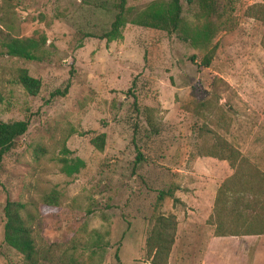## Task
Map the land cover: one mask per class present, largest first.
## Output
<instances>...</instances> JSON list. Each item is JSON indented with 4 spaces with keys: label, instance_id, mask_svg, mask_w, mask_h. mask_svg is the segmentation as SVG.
Here are the masks:
<instances>
[{
    "label": "rangeland",
    "instance_id": "obj_1",
    "mask_svg": "<svg viewBox=\"0 0 264 264\" xmlns=\"http://www.w3.org/2000/svg\"><path fill=\"white\" fill-rule=\"evenodd\" d=\"M150 1L126 0L121 37L105 40L116 0H0V29L42 34L46 50L41 60L0 50V120L28 119L0 163V264H22L2 239L6 199L34 213L45 256L38 264H149L145 237L154 217L168 213L190 228L175 226L166 264L250 263V250L227 252L236 238L209 247L206 224L247 219L252 199L242 185L264 178V17L255 16L264 0H217L230 20L212 38L208 66L200 62L202 47L177 32L130 23ZM180 3L186 21L195 22V6ZM17 68L39 79L35 95L16 81ZM67 80V92L51 96ZM100 134L101 150L93 144ZM219 141L239 153L226 183L236 192L219 193L202 221L187 171ZM159 190L192 198L157 199Z\"/></svg>",
    "mask_w": 264,
    "mask_h": 264
},
{
    "label": "trees",
    "instance_id": "obj_2",
    "mask_svg": "<svg viewBox=\"0 0 264 264\" xmlns=\"http://www.w3.org/2000/svg\"><path fill=\"white\" fill-rule=\"evenodd\" d=\"M185 1L195 6V22L193 23L186 21L185 17L182 15L180 0H151L144 8L130 17V23L137 26L164 30L166 32H177L181 40L202 47L203 54L200 62L203 66H208L216 48V44L212 42V38L217 31L227 29L228 26L226 22H229L230 17L228 15H223V9L219 10L217 0ZM8 2L9 0H3V5ZM125 4L126 0H116V12L108 30L100 35L101 38L113 40L121 37V28L126 21ZM255 12L258 13L255 16L263 19L264 9L260 7L256 9ZM4 24L5 23L0 18V26L2 27ZM44 42L45 37L42 34L38 36H14L0 29V50L3 54L8 56L19 57L25 60H41L44 58L46 51L43 48ZM14 76L16 81L29 94L35 95L38 92L40 87L39 79L30 76L25 68H17ZM68 86L69 80L66 81L61 89L56 88L51 92V96L64 95L67 92ZM137 110L139 109L137 108ZM144 111L145 122L147 126L151 128L150 108L144 107ZM27 126V118L10 121L0 120V163L3 154L12 147L14 139L25 132ZM93 144L97 149L101 150L103 145V134L94 137ZM216 147V151L209 149L202 155L226 159L229 166L234 168L239 153L226 141L217 142ZM139 159L140 157L138 155L135 157L134 162H137ZM73 166L75 169L76 165ZM70 167V165H64L67 172L70 171ZM253 171H255V169ZM259 175L261 174L254 176ZM259 177L260 180H258L257 177L256 183L252 185H250L249 182H245L242 185V188L250 186L246 190H248L251 196L252 203L245 204V208L250 209L251 219L244 225L228 224L227 221L215 219L213 235H245L264 232V178H261V176ZM231 178H229V180ZM229 180L219 185L215 196V203L218 202V194L220 192L222 193V190H228L230 194L236 192L226 186ZM165 195L170 196L172 201H178L177 197L163 190L158 191L157 199H162ZM43 202L46 204L57 203L52 198H44ZM2 211L4 215L2 230L3 242L21 255L22 264H38L45 256L35 240L34 228L36 218L34 213L28 211L23 202L9 199L5 200ZM175 226L176 218L173 213H168L166 215L157 214L154 217L152 226L144 240L145 255L146 258L149 259V264H166L174 240ZM239 227L240 229H238ZM114 256L117 259L116 253Z\"/></svg>",
    "mask_w": 264,
    "mask_h": 264
},
{
    "label": "crops",
    "instance_id": "obj_3",
    "mask_svg": "<svg viewBox=\"0 0 264 264\" xmlns=\"http://www.w3.org/2000/svg\"><path fill=\"white\" fill-rule=\"evenodd\" d=\"M187 172L189 174L187 175V177L195 178V181L192 182L191 184L194 188L193 190L194 194L198 195L196 201L199 200V203L203 204L201 206L198 205V207H200L198 210L200 211L199 213L201 215V220L205 221L208 218V216L212 214L213 202L219 185L222 182L227 181L229 180V178L232 177L233 174L232 167L229 166L226 159H219L211 156L210 157L203 156L201 158L196 157L195 159H193L191 163V167ZM180 191L182 194L183 193L182 190ZM222 193H226V195L229 196L230 191L222 190ZM205 195H207V198L205 197ZM176 197H178L180 201H185L187 203L189 202L188 198L189 197L192 198L190 193L185 194L184 196L180 195L179 193H176ZM205 202L207 203V207ZM239 215L240 214H236L235 216H238L239 218H243L242 215L240 216ZM248 218L251 219V213H249ZM248 218L247 219L243 218L241 219V221H237V220L234 221V219H231L233 221H227V223L234 225H244L249 220ZM186 225L187 228H190L189 223L177 222L176 223L177 232L179 231L181 226L186 227ZM213 229H214V220L211 222L209 221L206 224V232L208 234L206 239L209 243L208 245L209 247L212 244L211 240H214L216 238L218 240H226L227 238H236L234 239L236 240L234 245L232 247L229 246L227 248V252L235 253L239 251L241 252V254L242 253L245 254L248 250H250L251 257L249 264H264V232L259 234L215 236L213 235ZM221 243L224 244L223 242ZM229 243H232V241H229ZM221 250L224 251V249ZM247 262L248 259L245 258L244 262H241V264H248Z\"/></svg>",
    "mask_w": 264,
    "mask_h": 264
}]
</instances>
